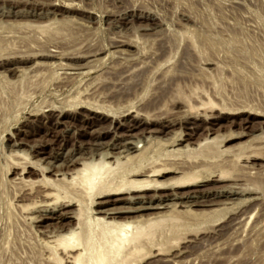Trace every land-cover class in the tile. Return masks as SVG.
<instances>
[{
	"label": "rangeland",
	"instance_id": "obj_1",
	"mask_svg": "<svg viewBox=\"0 0 264 264\" xmlns=\"http://www.w3.org/2000/svg\"><path fill=\"white\" fill-rule=\"evenodd\" d=\"M216 136L250 158L198 151ZM125 153L204 161L157 209L183 218L167 250L135 264H264V0H0V264H59L77 206L38 192ZM128 196L90 208L158 202Z\"/></svg>",
	"mask_w": 264,
	"mask_h": 264
},
{
	"label": "bare ground",
	"instance_id": "obj_2",
	"mask_svg": "<svg viewBox=\"0 0 264 264\" xmlns=\"http://www.w3.org/2000/svg\"><path fill=\"white\" fill-rule=\"evenodd\" d=\"M220 144L221 141L216 136V137H205L202 141L197 143V146L200 147L198 151L206 150L204 152H206L207 154L210 153L209 156H213V155L218 156L223 153L224 154L231 153L233 160L238 159L241 156H247L248 158H250L243 151H241L240 148L223 149L220 147ZM132 147L136 148V146L132 144L131 145L126 144V146H123L124 149L123 148L122 149L123 151L130 153V151L128 150H130V148ZM256 152L253 151L252 153L255 154ZM129 153H125L124 157H121L119 155H115L114 157L111 155L110 156L107 155L106 157L98 156L99 158L97 159L94 157L95 159L91 158L89 160L88 158L84 160L85 159L84 157L83 160L81 159L79 161H77L78 159L74 161L71 159L72 161H70V165L77 164V166L73 167L72 169H70L72 166L69 168L70 169L69 180H67L68 178L66 180L64 179L65 173H62L64 176L63 175L61 176L63 177L60 176L61 181L57 180L56 182L55 180H53L51 182L46 177H45L46 179L45 178L42 179L43 181L40 180L41 182L45 181L46 183L50 181L52 184V185L50 184V186L52 187L54 186L53 188H51L49 184L47 186H49L50 188L44 186L45 187L43 188L44 190H40V192H38L42 197L49 199L51 196L52 198L50 199L56 200L60 197L59 194L62 193L61 194V196L63 195L62 198L64 199L66 198L65 200H67L68 198L69 200V202H67L65 206L67 205L77 206L76 207L77 211L76 210L75 211L73 210V212H71L72 210L68 211L70 212L68 216L71 218V220L75 219V221L74 220H73L74 222L69 221L70 225L69 223H66L69 226L67 225L66 227H64L65 229L62 233L57 232L60 234L56 233V235H53L54 238L52 237L54 239V241L53 240L52 241L53 243H55L56 248L59 247L61 249V250L59 249L61 251V253L59 252L60 255L62 254V256H58V254H54L55 255V256L53 255L55 258L54 260L57 259L59 260L60 263L64 261L66 264H135L136 261L138 260L147 259L151 254H153L154 250L157 251L156 252L157 254L161 252L163 254V252L167 250L166 244L167 242L169 243L171 241L170 236H172V233H174L178 228H180L181 222H183V218L181 217V215L175 213H169V214L160 213L161 211L159 210L157 211V209L163 208L162 205L163 200L168 199L170 197L174 199L179 198L181 193L176 192L174 188L186 187L195 182L196 176L198 175L197 172L198 167L204 165V161L203 162L200 161L197 163L191 162L189 164V162L184 163L182 161L178 163L176 162L163 163L162 160L161 164L159 163V165H154L153 163L154 161L146 162L142 160V157L135 159V157L130 155ZM195 168H197L196 171ZM179 169H181L180 172L182 173V175H180L179 177L177 178L173 177V179L171 178L172 176L170 177V179L163 178L166 176V174L177 172V170ZM190 170L192 171L194 170V172L192 173ZM42 172L40 173L43 175L44 173ZM224 172L226 173L227 171L226 170L221 171L219 174L222 173L224 174ZM56 174L60 175L61 173L59 174L56 172ZM159 176L162 177L163 179L159 180L158 179ZM219 176L222 177V175ZM197 180L199 181L198 178ZM159 190L162 191L172 190V191L170 193L166 192V193L158 194L157 192ZM194 190L195 189H193V191ZM147 191H154V194H152L153 193L152 192L150 193L152 196H149L150 194L148 195L147 193L148 195L147 196L146 195ZM123 193L129 195L128 196L129 200L131 199L143 200L146 197L147 198L151 197L149 198V200L156 199L158 200V202L155 204L153 202L150 205L147 204V206H144L145 205L144 204L143 207L135 206V208L131 206L130 207L127 206L126 208L123 209V205H122V208L117 207L118 209L115 207L114 208L106 207L107 209H103V208L101 209V207L104 206L105 203L108 201L99 200L98 202L95 203L96 205H98L99 208H95L92 210L90 208L91 204L93 203L92 201L93 197L101 198V197H107V196L118 195ZM122 198L124 199V197ZM40 202H43V200ZM44 203L47 204L46 200ZM33 205L37 206L36 202H34ZM208 205L210 204L208 203ZM21 206L22 208L23 207L25 208L26 204H21ZM27 207L26 209H28ZM140 210H146V212L147 210H154V211H150L147 213L144 212V214L137 213ZM91 213L96 214V216H93V214L91 215ZM130 213H134V215H131ZM50 253L52 252L50 251ZM153 255L155 256V254ZM163 258L162 261H164ZM167 260L169 259L167 258ZM150 263L152 262L150 261Z\"/></svg>",
	"mask_w": 264,
	"mask_h": 264
}]
</instances>
